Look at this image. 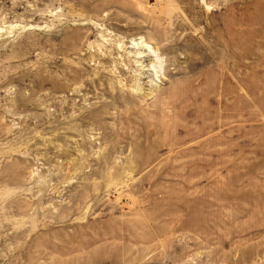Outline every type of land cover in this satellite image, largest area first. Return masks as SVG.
<instances>
[{
    "label": "rangeland",
    "instance_id": "rangeland-1",
    "mask_svg": "<svg viewBox=\"0 0 264 264\" xmlns=\"http://www.w3.org/2000/svg\"><path fill=\"white\" fill-rule=\"evenodd\" d=\"M0 264H264V0H0Z\"/></svg>",
    "mask_w": 264,
    "mask_h": 264
},
{
    "label": "bare ground",
    "instance_id": "bare-ground-1",
    "mask_svg": "<svg viewBox=\"0 0 264 264\" xmlns=\"http://www.w3.org/2000/svg\"><path fill=\"white\" fill-rule=\"evenodd\" d=\"M139 44H140V46H139L138 50H137V45L134 44V46H135L134 48L136 49V51H134V53L128 52L129 55L127 53H126V55H128L130 57V59L132 60L129 62H134V65H138V68H136L137 79H138V81H142L144 79L153 77V72L155 74V70H156L155 68L157 66L155 65L154 62L156 60L155 58L159 57V54L157 53L158 50H155L152 46H150V44L149 45L145 44V42L141 44V41ZM132 45H133V43H132ZM132 45H131V47H132ZM127 57L125 56V58H127ZM157 70H156V74L158 73ZM133 71H134V69H133ZM152 79H154V78H152Z\"/></svg>",
    "mask_w": 264,
    "mask_h": 264
}]
</instances>
